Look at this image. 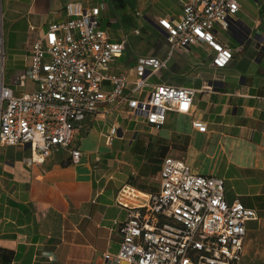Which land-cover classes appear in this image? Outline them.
<instances>
[{
  "label": "crops",
  "instance_id": "0c3cea01",
  "mask_svg": "<svg viewBox=\"0 0 264 264\" xmlns=\"http://www.w3.org/2000/svg\"><path fill=\"white\" fill-rule=\"evenodd\" d=\"M71 1L106 4L103 26L111 38L127 39L124 55L116 62L120 71H130L142 55L167 58L166 32L158 20L178 19L183 13L181 0H3L9 36L21 44L25 63L30 26L43 32L65 18L64 8ZM238 1L241 9L236 24L219 34L220 41L233 50L232 61L236 60L230 77L207 75L206 69L219 72L224 68L212 66L213 51L202 43L180 50L185 59L174 54L164 68L188 70L186 80L151 81L198 89L192 112H169L161 127L142 120L131 125L116 117L113 124L120 125L124 134L108 145L114 141L119 145L109 152L97 150L83 160L81 139L99 124L105 132L111 126L106 125L111 111L100 113L88 129L77 131L83 135L77 138L76 133L72 147L82 151L79 162L68 154L63 159L54 154L28 165L29 146H0L4 154L0 162V264H129L104 258L106 251L118 252L123 239L121 225L128 212L116 202L118 190L131 184L145 193L155 192L154 178L166 155L183 159L196 173L223 178L228 201L239 199L256 209L259 218L246 223L240 264H264V0ZM123 21L141 28L126 30ZM134 35L144 36L146 46L133 43ZM4 37L6 48L5 20ZM179 116L189 124L177 129L173 124ZM193 120L205 122L207 131L195 129ZM166 126L170 130L161 135Z\"/></svg>",
  "mask_w": 264,
  "mask_h": 264
},
{
  "label": "built area",
  "instance_id": "2783aa9c",
  "mask_svg": "<svg viewBox=\"0 0 264 264\" xmlns=\"http://www.w3.org/2000/svg\"><path fill=\"white\" fill-rule=\"evenodd\" d=\"M178 19L160 18L166 32L168 57L139 56L130 71L116 62L127 39H113L103 26L106 4H66L65 18L43 32L31 25L25 68L12 82L6 78L4 10L0 0V146H29L28 165L42 163L54 154H68L79 162L82 151L73 148L76 133L88 129L100 113L117 112V119L142 120L161 127L169 112H192L198 89L152 83L176 50L206 44L212 66L225 68L233 50L219 39L221 31L236 24L238 0H181ZM140 34V30H135ZM211 89V86H207ZM195 129L207 124L193 120ZM112 124L107 144L123 137ZM264 148V126L262 136ZM155 192L145 193L124 184L116 202L126 209L118 252L106 251L107 261L129 264H240L246 223L258 219L255 208L239 199L228 201L223 178L199 174L181 158L167 155L154 178Z\"/></svg>",
  "mask_w": 264,
  "mask_h": 264
},
{
  "label": "rangeland",
  "instance_id": "374dc122",
  "mask_svg": "<svg viewBox=\"0 0 264 264\" xmlns=\"http://www.w3.org/2000/svg\"><path fill=\"white\" fill-rule=\"evenodd\" d=\"M2 4H3V0H2ZM4 9V7H3ZM123 25L129 29V27H140V24H132L130 22H126L123 21ZM112 29L115 28V26L113 25L111 27ZM143 31V29H141ZM9 27H8V23L7 20L5 18V34H6V48H5V52H6V58H5V70H6V74H7V80L10 81L12 80V78L14 77L15 74L20 73L21 71L24 70L25 68V57L23 54V48L21 46V44H19L18 40L15 38V36H9ZM144 36H135V39L133 40V43L135 41L140 42L141 46H146V40L143 38ZM131 43V42H130ZM175 56L179 57L180 59L184 60L185 57L183 55L182 52H180V50H176L175 52ZM241 59V58H240ZM232 61L226 68L220 70L219 72H215V70H208L206 69V73L207 75H219L220 77H230L232 75V67L235 64ZM186 71V72H185ZM187 72H189L188 70H184V71H179V72H175L171 65L168 69H163L162 71L158 72L156 75H154L151 78L152 82H157L159 80H164V79H174V80H178V81H183L186 80L188 78L187 76ZM172 77V78H171ZM200 97H202V95H200ZM117 117V112L116 111H111L108 116H107V120H106V125H112L113 122L116 120ZM127 122H130L131 125H134V120L130 121L128 118L126 119ZM174 122V121H173ZM101 123V122H100ZM189 124V120L183 116H179L177 122L175 124H173L174 128L180 129L185 125ZM171 127V126H170ZM169 126H166L164 128H162L160 130V134L161 135H166L168 133V131L170 130ZM101 130L104 131V128L102 126V124H99L98 127H94L93 129L90 130L89 134L87 136H84L81 139V149L84 152L83 155V160H86L87 158H89V154L90 153H94L95 151H100V152H109L111 150H113L116 146H118V141H114L113 146H109L106 143V136L103 135V132H101ZM105 133V131H104ZM77 138H79L82 134V132H78L77 133ZM57 159H63L66 157L65 154H57L56 155ZM4 159V154L1 153L0 150V162H2ZM194 171V170H193Z\"/></svg>",
  "mask_w": 264,
  "mask_h": 264
},
{
  "label": "trees",
  "instance_id": "16d2710c",
  "mask_svg": "<svg viewBox=\"0 0 264 264\" xmlns=\"http://www.w3.org/2000/svg\"><path fill=\"white\" fill-rule=\"evenodd\" d=\"M142 147H144V146H142ZM143 151H145V148L143 149ZM161 154L164 155L165 153H164V152H161ZM166 156H167V155H166ZM166 156H164V158H165ZM164 158H163V159H164ZM163 159H162V161H163ZM161 164H162V162H161Z\"/></svg>",
  "mask_w": 264,
  "mask_h": 264
},
{
  "label": "water",
  "instance_id": "95a60500",
  "mask_svg": "<svg viewBox=\"0 0 264 264\" xmlns=\"http://www.w3.org/2000/svg\"><path fill=\"white\" fill-rule=\"evenodd\" d=\"M163 30V29H162Z\"/></svg>",
  "mask_w": 264,
  "mask_h": 264
}]
</instances>
